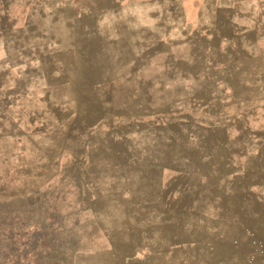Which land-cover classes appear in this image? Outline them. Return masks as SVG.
I'll list each match as a JSON object with an SVG mask.
<instances>
[{"label":"rangeland","instance_id":"obj_1","mask_svg":"<svg viewBox=\"0 0 264 264\" xmlns=\"http://www.w3.org/2000/svg\"><path fill=\"white\" fill-rule=\"evenodd\" d=\"M49 253L264 264V0H0V264Z\"/></svg>","mask_w":264,"mask_h":264},{"label":"trees","instance_id":"obj_2","mask_svg":"<svg viewBox=\"0 0 264 264\" xmlns=\"http://www.w3.org/2000/svg\"><path fill=\"white\" fill-rule=\"evenodd\" d=\"M52 253V252H51ZM51 253H49V256L47 258V262L46 264H54L55 261V257L51 255Z\"/></svg>","mask_w":264,"mask_h":264},{"label":"crops","instance_id":"obj_3","mask_svg":"<svg viewBox=\"0 0 264 264\" xmlns=\"http://www.w3.org/2000/svg\"><path fill=\"white\" fill-rule=\"evenodd\" d=\"M25 17H28V15H26Z\"/></svg>","mask_w":264,"mask_h":264}]
</instances>
